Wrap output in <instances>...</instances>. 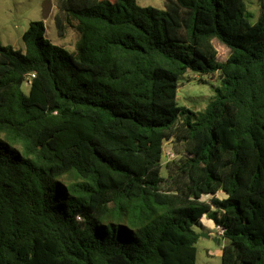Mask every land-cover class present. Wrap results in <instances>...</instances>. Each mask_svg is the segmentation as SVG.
Here are the masks:
<instances>
[{
    "label": "trees",
    "instance_id": "1",
    "mask_svg": "<svg viewBox=\"0 0 264 264\" xmlns=\"http://www.w3.org/2000/svg\"><path fill=\"white\" fill-rule=\"evenodd\" d=\"M257 4L252 24L245 0H58L76 52L43 22L25 52L0 41V264H196L205 217L222 264H264ZM188 72L222 80L200 115L178 104Z\"/></svg>",
    "mask_w": 264,
    "mask_h": 264
},
{
    "label": "rangeland",
    "instance_id": "2",
    "mask_svg": "<svg viewBox=\"0 0 264 264\" xmlns=\"http://www.w3.org/2000/svg\"><path fill=\"white\" fill-rule=\"evenodd\" d=\"M247 5V16L252 24L256 23L259 15L257 0H245ZM45 3L52 4V12L49 17L43 15ZM139 6L157 9L165 8V0H137ZM58 0H0V41L5 46H12L16 50L25 52L23 35L28 30L31 22H43L45 27V38L52 44L63 47L74 53L77 51L79 33L74 28H69L64 37H60L55 24ZM219 51L220 61H224L229 53L228 49L216 43ZM202 79V81H201ZM222 86L220 73L214 75H200L195 72H188L180 79L178 91V104L196 115L203 113L211 100L216 96V90ZM24 91L29 93V87L24 86ZM175 153L173 144L168 142L164 146V164L173 159ZM164 176L167 171H162ZM224 197L223 192L219 193ZM209 200V197H204ZM205 228L196 226L201 238L196 244V264H222V252L224 240L219 235L218 228L208 220L203 219ZM208 234L210 238L203 237ZM215 239H217L215 241Z\"/></svg>",
    "mask_w": 264,
    "mask_h": 264
},
{
    "label": "water",
    "instance_id": "3",
    "mask_svg": "<svg viewBox=\"0 0 264 264\" xmlns=\"http://www.w3.org/2000/svg\"><path fill=\"white\" fill-rule=\"evenodd\" d=\"M52 12V4L51 3H45L43 7V15L45 18L49 17ZM203 237L210 238L208 234H202ZM217 239H215L216 241Z\"/></svg>",
    "mask_w": 264,
    "mask_h": 264
},
{
    "label": "built area",
    "instance_id": "4",
    "mask_svg": "<svg viewBox=\"0 0 264 264\" xmlns=\"http://www.w3.org/2000/svg\"><path fill=\"white\" fill-rule=\"evenodd\" d=\"M173 157H174V156H173ZM217 228H218L219 235H220V236H222V235H223V233H224L223 229H222V228H220V227H217Z\"/></svg>",
    "mask_w": 264,
    "mask_h": 264
},
{
    "label": "crops",
    "instance_id": "5",
    "mask_svg": "<svg viewBox=\"0 0 264 264\" xmlns=\"http://www.w3.org/2000/svg\"><path fill=\"white\" fill-rule=\"evenodd\" d=\"M218 197H219V198H225V197H226V195H225L224 197H220V195L218 194Z\"/></svg>",
    "mask_w": 264,
    "mask_h": 264
}]
</instances>
